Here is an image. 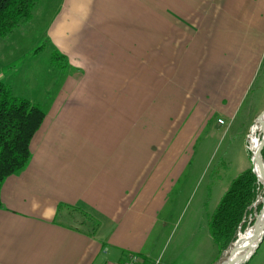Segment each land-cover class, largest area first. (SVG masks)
<instances>
[{"label": "crops", "instance_id": "0c3cea01", "mask_svg": "<svg viewBox=\"0 0 264 264\" xmlns=\"http://www.w3.org/2000/svg\"><path fill=\"white\" fill-rule=\"evenodd\" d=\"M47 36L66 66L37 102L30 162L1 189L0 264H215L209 218L167 254L160 215L205 129L227 137L264 110L249 101L264 0H59Z\"/></svg>", "mask_w": 264, "mask_h": 264}, {"label": "rangeland", "instance_id": "374dc122", "mask_svg": "<svg viewBox=\"0 0 264 264\" xmlns=\"http://www.w3.org/2000/svg\"><path fill=\"white\" fill-rule=\"evenodd\" d=\"M37 5L28 21L21 23L12 33L0 39V81L9 85L15 95L34 103L41 102L40 99L44 97L43 90L50 87L53 82V74L57 70L63 73L66 66L60 58L54 56L55 52L47 36V27L58 8L59 0H42ZM249 101L256 102L260 108L264 105V63L261 73L254 81ZM246 107L241 112L242 118L250 113ZM263 111H252L249 124L245 128L236 125L227 137H223L225 126H219V131L215 127L212 129L207 127L203 138H198L197 142L194 141L190 145L191 149L197 151L195 158L180 179L178 184L180 190L172 192L171 200L160 215L165 218V232L175 228L172 230L171 238L165 240L166 246L163 245L161 248L164 249L163 252L168 254L175 243L181 242L182 245V242L189 241L191 218L197 215L210 218L231 182L246 169L250 167L253 169L251 129ZM210 129L214 132L213 138H206ZM257 137L261 140L262 134L258 133ZM263 196L264 187L258 200L251 207L253 213H249L243 222L245 225L240 226L238 237L241 232L255 226L264 206ZM258 204H262L260 209ZM163 240V237L156 238L155 235L151 239V244L156 242L159 249ZM235 242L226 250H220V256L215 264H224ZM142 258L145 264L157 260L143 256ZM263 261L264 241L246 264H262ZM162 263L165 264L163 261Z\"/></svg>", "mask_w": 264, "mask_h": 264}, {"label": "trees", "instance_id": "16d2710c", "mask_svg": "<svg viewBox=\"0 0 264 264\" xmlns=\"http://www.w3.org/2000/svg\"><path fill=\"white\" fill-rule=\"evenodd\" d=\"M40 1L0 0V39L28 21ZM54 56L64 58L57 52ZM45 116L41 105L15 95L9 85L0 81V207L3 183L9 176L27 167L33 138ZM262 190L263 186L251 167L231 182L208 222L211 236L219 250H226L238 239L239 228L245 225V217L253 213L251 207ZM261 205L258 204V209Z\"/></svg>", "mask_w": 264, "mask_h": 264}, {"label": "bare ground", "instance_id": "6f19581e", "mask_svg": "<svg viewBox=\"0 0 264 264\" xmlns=\"http://www.w3.org/2000/svg\"><path fill=\"white\" fill-rule=\"evenodd\" d=\"M262 113L258 116L255 124L253 125L251 129L250 137L253 139L250 141L252 144L253 152L256 150L257 145L260 142V140L257 137L258 133L263 134L264 115L262 116ZM262 201L264 202V196L262 197ZM262 226H264V212L260 213V217H258L255 223V226L254 227L252 226L253 228L245 232H241L239 234L237 241L234 243V246L230 250L228 258L226 259L228 263H233L235 260L239 259L241 256L248 254L250 249L254 248L257 231L259 228H262Z\"/></svg>", "mask_w": 264, "mask_h": 264}, {"label": "water", "instance_id": "95a60500", "mask_svg": "<svg viewBox=\"0 0 264 264\" xmlns=\"http://www.w3.org/2000/svg\"><path fill=\"white\" fill-rule=\"evenodd\" d=\"M263 115H264V112L262 113V116ZM263 149H264V123H263L262 138H261L259 144L257 145L256 150L253 152V157H252L253 171L257 175L260 183L264 187ZM261 212H264V206H263ZM263 241H264V226H262V228L258 229L256 238H255L254 248L250 249L248 254L241 256L239 259L235 260L233 263H228L227 261H225L224 263L225 264H246V263H248L250 261V259L254 256V254L257 252V250L259 249V247L261 246Z\"/></svg>", "mask_w": 264, "mask_h": 264}, {"label": "built area", "instance_id": "2783aa9c", "mask_svg": "<svg viewBox=\"0 0 264 264\" xmlns=\"http://www.w3.org/2000/svg\"><path fill=\"white\" fill-rule=\"evenodd\" d=\"M220 122H223L220 120ZM121 264H145L144 259L139 254H130ZM151 264H163L161 259H157Z\"/></svg>", "mask_w": 264, "mask_h": 264}]
</instances>
